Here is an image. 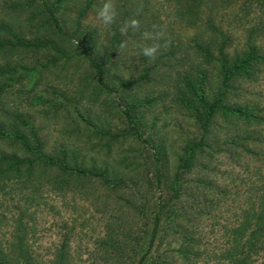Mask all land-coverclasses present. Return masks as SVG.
Segmentation results:
<instances>
[{
  "label": "trees",
  "instance_id": "16d2710c",
  "mask_svg": "<svg viewBox=\"0 0 264 264\" xmlns=\"http://www.w3.org/2000/svg\"><path fill=\"white\" fill-rule=\"evenodd\" d=\"M27 1L22 10L25 20L20 26L12 20L0 19V56L50 48L60 50L68 60L85 61L91 66L98 90L114 94L115 101L121 105L126 130H106L86 114L76 111L79 117L76 122L81 126L79 135L72 133L69 135L74 137L69 140L51 142L30 111L7 104L11 91L26 80L37 79L41 67L3 62L0 57V194H19L32 203L48 190L61 196L72 191L98 198L105 208L113 202L118 212L130 208L133 211L131 222L135 223L140 211L134 214V210L140 208L144 227L138 229L131 246H123L129 249L130 264H171L168 251L177 252L184 259L195 256L185 244L173 250H160L174 238H182L189 246L198 244L194 240L196 215L189 210L198 194L188 188L191 184L200 188L205 183L190 179L189 173L198 166L205 167L203 161H210L213 153L223 149L222 144L216 148L219 129H244L243 135L221 141L231 147L237 145L235 148L240 145L243 153L259 155L247 145L252 143L255 130L264 126V109L238 102L235 94L237 87L249 84L264 70V0H168L177 21L196 31L191 66L181 76L173 103L194 119L198 134L183 144L172 170L168 157L163 156L162 144L145 136L148 130L145 111L147 105L156 100L139 99L119 88L113 90L108 81V65L124 44L121 28L127 11L124 10L121 20L116 19L111 25V38L104 44L97 28L84 26V19L91 12H97L103 0ZM241 5L248 13H256L250 24L242 28L243 34L237 36L223 21L224 16L235 13ZM71 8L77 9L72 20L68 14ZM64 40L77 50L67 53L64 47L60 48ZM60 60L51 56L47 65H56ZM148 76L149 71H145L139 80ZM122 92L124 94L120 95ZM127 140L144 141L151 147V175L145 176L147 180L143 185L157 189L159 195L148 208L145 203L136 207L127 200L130 190L127 169L137 173L141 170L135 156L121 152ZM147 166L148 162L144 167ZM258 178L250 190L249 205L234 220L222 225L226 237L220 253L223 264H264V172H260ZM19 210L9 242L4 248L0 247V264H35L28 241L31 219L28 209ZM143 233L148 235L146 241L141 236ZM124 236L122 230L109 229L106 238L117 240ZM55 260L56 264L67 263L66 242Z\"/></svg>",
  "mask_w": 264,
  "mask_h": 264
},
{
  "label": "rangeland",
  "instance_id": "374dc122",
  "mask_svg": "<svg viewBox=\"0 0 264 264\" xmlns=\"http://www.w3.org/2000/svg\"><path fill=\"white\" fill-rule=\"evenodd\" d=\"M27 2L0 0V19L12 20L16 26H20L25 20L26 15L22 10ZM113 2L118 21L125 10L128 15L124 25L131 19H137L139 27L129 28L121 34L124 47L118 49L108 65V81L113 90L119 88L120 91L126 90L139 99L152 97L156 100L147 105L145 111L148 127L145 136L156 144H162L163 156L168 157L172 170L183 144L198 134L194 119L173 103L181 76L191 66V47L196 31L194 28H185L177 21L172 3L168 0ZM96 13L91 12L84 19V26L97 28L101 41L105 44L111 38L112 28L104 26ZM255 13L256 11L248 13L241 5L235 13L230 12L224 16L223 22L225 26L230 25L228 28L240 36L243 34L242 28L250 24ZM68 14L72 20L77 15V9L71 8ZM61 44L60 48L64 47L67 53L77 50L68 40ZM144 46L157 48L154 58L149 59L142 55ZM46 50L21 51L19 54L7 53L0 56L3 62L13 61L32 67L40 66L42 70L37 79L26 80L21 87L17 86L11 91L7 101L8 107L30 111L36 117L44 136L51 142L65 141L73 138L75 134L79 135L78 129L81 126L76 122V117L79 119L77 112L86 114L91 121L103 125L106 130H126L121 105L115 101L114 94L98 90L91 66L79 58L68 60L60 50ZM51 56L60 57L61 60L56 65H47ZM145 71H149V76L140 81L139 77ZM237 88L235 96L238 102H246L264 109V70L252 82ZM55 104L56 106H53ZM244 133V129L237 127L219 129V138L215 137L219 140L216 148L222 144L223 149L213 153L210 161H203L205 167L198 166L189 173L190 179H199L205 183L200 188H194V184L188 188L191 193L198 194L193 207L189 208L190 212L196 215L197 229L194 231V240L198 241V244L189 246L182 238L168 240L160 252H164L163 248L173 250L185 244L195 255L184 259L177 252L168 251L171 264L224 263L220 256L226 240L222 225L234 220L236 215L249 205L250 190L259 179L258 174L264 172V126L255 130L252 143L247 145L259 154L257 156L241 152L240 145L235 148L237 145L231 147L229 144H223L228 137ZM121 152L135 156L137 166L141 167L140 173L127 169L130 186L127 200L136 207L145 203L148 208L159 195L157 189H148L143 185V181L147 180L145 176L151 175V147L144 141L132 143L127 140ZM147 162L148 166L144 167ZM26 201V198L19 194H0V247L4 248L10 240L19 209H28L27 213L31 219L28 241L32 246L35 264H56V255L64 242L66 264H130L129 249H123V246H131L138 229L144 227L145 219L140 208L134 210V214L140 211L136 214L138 223H135L131 222L133 211L130 208L118 212L113 202L105 208L101 206V200L98 198L72 191L61 196L53 190H48L38 200L32 203ZM109 229L122 230L126 236L117 239L120 243L116 239L107 240ZM141 236H144L145 241L148 239L146 233ZM126 242L130 244L127 245Z\"/></svg>",
  "mask_w": 264,
  "mask_h": 264
},
{
  "label": "clouds",
  "instance_id": "9594fccd",
  "mask_svg": "<svg viewBox=\"0 0 264 264\" xmlns=\"http://www.w3.org/2000/svg\"><path fill=\"white\" fill-rule=\"evenodd\" d=\"M97 17L102 21L104 26L110 27L116 20L117 10L113 0H103L102 5L97 10ZM139 27V21L137 19H131L126 22L121 28V32L125 33L129 28L137 29ZM121 47H124L121 44ZM157 53V48L155 46H144L142 48V55L146 58H154Z\"/></svg>",
  "mask_w": 264,
  "mask_h": 264
}]
</instances>
